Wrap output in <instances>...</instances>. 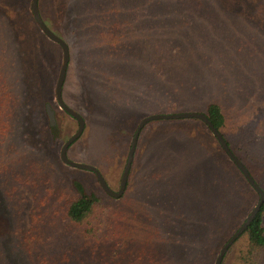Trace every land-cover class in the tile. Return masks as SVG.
Wrapping results in <instances>:
<instances>
[{"label": "rangeland", "instance_id": "obj_1", "mask_svg": "<svg viewBox=\"0 0 264 264\" xmlns=\"http://www.w3.org/2000/svg\"><path fill=\"white\" fill-rule=\"evenodd\" d=\"M32 1L0 0V264H98V256L103 264H126L144 235L157 237L154 253L170 246V264H215L258 205V193L195 119L153 121L143 128L119 199L103 190L95 173L65 165L62 147L79 124L56 99L63 49L37 24ZM135 5L39 0L44 23L69 48L63 101L85 120L68 158L98 169L118 192L145 118L204 114L217 104L226 118L223 137L264 191V0ZM37 166L42 174L35 173ZM76 183L98 199L92 220L101 222L102 234L95 251L64 218L79 196ZM5 200L12 211L24 202L26 228L35 216L49 222L42 230L54 233L48 259L17 249L21 239L12 234ZM174 220L186 223L184 233L182 224L169 225ZM247 245L246 236L238 239L222 264H244ZM256 263L264 264V249Z\"/></svg>", "mask_w": 264, "mask_h": 264}, {"label": "trees", "instance_id": "obj_2", "mask_svg": "<svg viewBox=\"0 0 264 264\" xmlns=\"http://www.w3.org/2000/svg\"><path fill=\"white\" fill-rule=\"evenodd\" d=\"M121 1H123V5L129 4L130 7L127 6L129 9L133 10L134 8L138 7V5H135L137 0H121ZM204 114L207 116V118L210 120L213 126L221 133L226 124V118L221 107L217 104H210L206 109V113ZM1 129H3L2 124H0V130ZM2 134L3 131L0 132V140L3 139L1 137ZM28 134L30 135V131L28 132ZM26 140H28L27 135H25L22 139V146H23L22 149L24 152L30 150V146L28 144V141ZM33 158L34 157H31V155L29 158H26V160L29 163L28 164L29 167L27 169L29 171L32 170ZM232 163L234 164L233 161ZM35 173L42 174L38 166ZM75 188L78 191L79 196L73 198L69 202L64 214V218L68 226L72 225L74 228L76 227L78 229L79 234L83 238L89 241V245L92 247L93 251H95L94 249L98 248V243L100 242V236L102 234L100 233L101 222L92 220L95 213V208L98 204V199L96 198L95 195L87 194L84 188L79 183L75 184ZM3 208L7 210V213L11 220L12 234L16 235L17 237H20L21 239L20 245L19 247H17V249L22 250L24 253H28V256H31L33 253L34 254L40 253L38 254V256H44L45 257L44 260L48 259L50 257L48 253L54 247V242H53L54 233L53 232L46 233V232H42V230L44 226L49 224V222L44 221L43 219L35 216L33 217L32 222L29 223L28 228H26L23 220L21 219L22 212L25 208L24 202L16 211H12L5 200L3 204ZM167 217H171L170 211H167ZM64 218L62 219V221L64 220ZM140 222L141 223H139L140 224L139 226H144L142 224V221ZM60 223L61 222H58V225H60ZM168 223L169 225L173 224L176 227L177 225L182 224L183 228L181 229V233H184V231H186V226H185L186 223L182 222L181 220H174L172 223L171 221H168ZM166 230H171V228L169 229L166 228ZM243 236H246L248 239L247 253L246 256L244 257V261H245L244 264H257L256 257L264 249V205L262 206L261 211L258 213L256 218L250 224L247 231L241 237ZM155 239L157 240L156 236L150 238L147 237L146 235L142 236L140 239L138 238V241H135L134 243L137 245L134 247L135 255L132 258V262H128L126 264H167V263L170 264L172 263V261L170 260L171 255H172V259L175 261L173 250L169 249L170 246L166 247L167 245H164L165 248L162 247L159 248L158 252L163 253L162 257L159 256V253L157 251L156 253L152 252L154 250L153 249L154 246L157 245L155 244L157 243ZM230 249L228 250V252L230 251ZM156 256L160 257L161 260L159 261ZM82 259L86 260V258H82ZM95 260H96V256L94 257L92 262ZM142 260L145 261L142 262ZM42 264H44V261ZM98 264H103L99 260V256H98Z\"/></svg>", "mask_w": 264, "mask_h": 264}, {"label": "water", "instance_id": "obj_3", "mask_svg": "<svg viewBox=\"0 0 264 264\" xmlns=\"http://www.w3.org/2000/svg\"><path fill=\"white\" fill-rule=\"evenodd\" d=\"M34 18L43 31V33L53 42L58 43L62 49H63V64L62 68L59 74V78L57 80L56 84V99L60 105V107L65 111L70 117L75 119L79 124V129L77 133L72 136L62 147L61 150V160L65 165L70 166L74 169H79L83 171L93 172L97 176V179L103 188V190L111 197L115 199L121 198L127 188L128 179L130 176V172L132 169V165L134 163L135 153L137 149L138 140L140 137V134L143 130V128L153 121H178V120H200L202 121L207 127L211 130L212 134L216 137L217 141L220 143L221 147L225 151V153L229 156V158L234 162V164L237 166V168L241 171V173L244 175L245 179L248 181L250 186L258 193L260 197V201L258 205L255 207V209L250 213V215L247 217L246 221L243 223V225L240 227V229L228 240V242L224 245V247L221 249L220 254L216 260L215 264H222L223 259L225 255L227 254L230 247L233 246V244L247 231L250 224L253 222V220L256 218L258 213L261 211L262 206L264 205V191L262 188L258 185V183L255 181V179L252 177L248 169L243 165V163L235 156V154L231 151L227 141L224 139L223 135L213 126V124L210 122V120L207 118V116L203 113H196V112H188V113H179V114H168V115H152L150 117L145 118L137 128L136 133L134 134L131 148L129 151V157L124 169V173L122 175L121 183H120V189L118 192H114L107 182L105 181L104 177L100 173L98 169L95 167L88 165V164H82L73 162L68 158V151L69 148L82 136L84 129H85V120L83 117L78 114L76 111L68 107L64 101H63V89L64 84L67 76V71L69 67V61H70V54H69V48L67 44L59 38L57 35H55L44 23L40 10H39V0H33L32 6H31ZM46 112L48 115L49 123L51 127L56 126V115L53 109L50 105L46 106Z\"/></svg>", "mask_w": 264, "mask_h": 264}]
</instances>
